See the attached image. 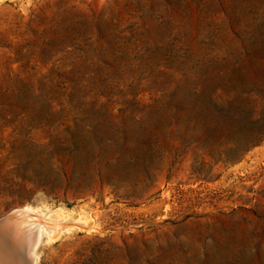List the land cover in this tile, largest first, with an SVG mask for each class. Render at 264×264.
<instances>
[{
    "label": "rangeland",
    "instance_id": "374dc122",
    "mask_svg": "<svg viewBox=\"0 0 264 264\" xmlns=\"http://www.w3.org/2000/svg\"><path fill=\"white\" fill-rule=\"evenodd\" d=\"M25 205L67 215L35 264H264V0H0Z\"/></svg>",
    "mask_w": 264,
    "mask_h": 264
},
{
    "label": "bare ground",
    "instance_id": "6f19581e",
    "mask_svg": "<svg viewBox=\"0 0 264 264\" xmlns=\"http://www.w3.org/2000/svg\"><path fill=\"white\" fill-rule=\"evenodd\" d=\"M6 216L0 219V264H35L41 233L54 237L67 221L65 214L27 205Z\"/></svg>",
    "mask_w": 264,
    "mask_h": 264
}]
</instances>
